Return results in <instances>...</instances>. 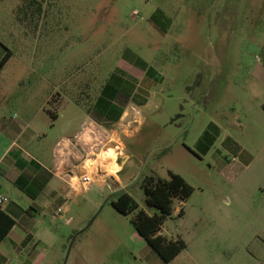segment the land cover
I'll use <instances>...</instances> for the list:
<instances>
[{"label": "rangeland", "instance_id": "374dc122", "mask_svg": "<svg viewBox=\"0 0 264 264\" xmlns=\"http://www.w3.org/2000/svg\"><path fill=\"white\" fill-rule=\"evenodd\" d=\"M30 1L0 0V43L16 54L7 67L10 82L35 85V110L50 94H61L52 146L69 118L85 117L88 99L119 68L129 70L131 51L156 73L149 74L154 83L147 104L126 116L143 118L138 132L133 125L117 139L120 148L91 153L96 159L88 166L108 171L95 174L101 184L70 192L62 216L41 215L40 241L30 249L6 239L2 264H167L132 220L140 210L157 212L146 202L142 179L169 178V171L194 191L184 201L175 199L172 214L152 233L186 242L168 264L256 263L264 244L254 234L253 212L238 201H258L263 194L256 184L247 185V175L239 176L243 136L235 117L246 101L243 88L251 85L246 69L264 50V0H45L35 26L18 17L30 13L17 9ZM36 49L48 53L31 59ZM40 66L51 71L46 86L34 73ZM75 99L87 104L80 107ZM47 107L54 109L53 103ZM40 118L51 117L42 112ZM120 169L118 184L108 174L118 179ZM121 189L138 203L129 214L112 204Z\"/></svg>", "mask_w": 264, "mask_h": 264}, {"label": "crops", "instance_id": "0c3cea01", "mask_svg": "<svg viewBox=\"0 0 264 264\" xmlns=\"http://www.w3.org/2000/svg\"><path fill=\"white\" fill-rule=\"evenodd\" d=\"M32 10L28 14H19L18 17L22 21L26 19L31 22L32 26L40 25L42 19ZM48 24L51 25L52 21L48 20ZM8 49L11 50V55L2 64ZM45 52L36 49L30 54V58H43ZM256 56L253 65L246 69L251 88H243L246 101L241 104L235 122L242 129L243 136V141L238 142L241 157L239 176L247 175L250 179L247 180V185L256 184L263 196L253 202L240 198L238 205L243 210L253 212L254 234L264 244V50ZM14 58L15 52L0 43V195L9 198L0 207L15 220L0 247L6 239H10L18 249L28 250L40 241L39 217L47 213L62 216L69 209L66 206L68 194L73 191L82 193L89 189L83 191L75 180L87 172L85 162L91 154L95 138L106 140L114 135L116 139H120L126 135L129 130L126 120L130 119L126 116L136 106L141 109V106L147 104L154 83L149 74L155 70L145 59L131 51L126 57L129 70L119 68V73L111 78L97 97L87 98L89 101L86 102L90 104L75 99L80 107L87 104V113L83 118H69V126L52 146V127L59 119L57 107L63 101L61 94H50L46 103L37 106L35 110L32 107L36 98L33 82L26 84L23 79L10 82L11 73L7 67ZM34 73L42 85L46 86L47 76L51 83L50 68L40 66ZM87 85L88 83L86 87ZM77 89L81 94L82 89ZM106 90L110 92L107 96L104 95ZM52 103L55 110L47 107ZM19 107L21 110L17 114L16 108ZM42 112L51 118H40ZM136 119L139 123L134 126L138 132L143 118ZM86 121L93 123L85 132L83 126ZM62 140L63 144L58 148L57 144ZM121 169L118 171V179L116 176H109L118 184H121ZM59 208L63 209L61 215H57ZM186 249L187 247L182 251ZM177 256L170 261H163L171 263ZM256 259L254 264L264 263V251ZM5 261L6 257L0 249V264ZM196 262L192 264H200Z\"/></svg>", "mask_w": 264, "mask_h": 264}, {"label": "trees", "instance_id": "16d2710c", "mask_svg": "<svg viewBox=\"0 0 264 264\" xmlns=\"http://www.w3.org/2000/svg\"><path fill=\"white\" fill-rule=\"evenodd\" d=\"M44 2L45 0H31L29 3H22L21 9L25 8L24 10L27 13V9H34L32 11L41 18L44 13ZM10 55L11 50L8 49L1 61L2 64L9 59ZM53 118L55 117L53 116ZM169 175V178H163L159 175L151 174L142 179L141 186L145 193L146 202L156 208L157 212L151 216L144 210H140L132 220L137 231L165 261H170L176 257L187 247V244L181 238L168 240L161 235L152 236V233L161 230L166 219L172 214L174 200L184 201L194 191V187L182 175L173 171H169ZM114 195L116 199L112 200V204L121 213L129 214L138 208V203L128 191L121 189L116 191ZM183 214L184 209L181 208L178 215L183 216ZM14 224L15 220L0 207V243Z\"/></svg>", "mask_w": 264, "mask_h": 264}, {"label": "built area", "instance_id": "2783aa9c", "mask_svg": "<svg viewBox=\"0 0 264 264\" xmlns=\"http://www.w3.org/2000/svg\"><path fill=\"white\" fill-rule=\"evenodd\" d=\"M92 121L88 122L86 121L84 123V126H83V129L84 131L86 132L88 130V128H91L92 127V124H91ZM93 123V122H92ZM139 121L136 119V118H130L128 120H126V125L128 126V128H132V126L134 124H138ZM94 131L96 132L95 128H94ZM93 132V130H92ZM63 144V140L60 141L58 144H57V147H61ZM104 147H107V150H109V148H120V145L116 139V137L114 135H112L111 137H108L106 140L104 138H95L94 140V143H93V146H91V149L90 152L91 153H95L96 155L100 153V150ZM120 151V149H118ZM93 159V157L89 156L88 160L85 162V167L87 169V172L82 174L79 178H77L75 181H76V184L79 185L81 187V189L84 191V190H87L90 185L92 183H94V176L95 174L96 175H100L102 172L105 173L107 175L108 171L107 170H103L99 167L95 168V167H89L88 166V161ZM96 159V158H95ZM93 159V160H95ZM108 176H110L108 174ZM108 187H111L110 185H108ZM9 201V198L7 196H4V195H0V206L5 204L6 202ZM63 213V209L62 208H59L57 210V215H61Z\"/></svg>", "mask_w": 264, "mask_h": 264}, {"label": "bare ground", "instance_id": "6f19581e", "mask_svg": "<svg viewBox=\"0 0 264 264\" xmlns=\"http://www.w3.org/2000/svg\"><path fill=\"white\" fill-rule=\"evenodd\" d=\"M116 164V163H115Z\"/></svg>", "mask_w": 264, "mask_h": 264}]
</instances>
